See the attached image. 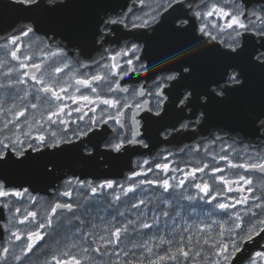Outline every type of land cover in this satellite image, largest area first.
Returning <instances> with one entry per match:
<instances>
[{
    "label": "snow or ice",
    "instance_id": "obj_1",
    "mask_svg": "<svg viewBox=\"0 0 264 264\" xmlns=\"http://www.w3.org/2000/svg\"><path fill=\"white\" fill-rule=\"evenodd\" d=\"M67 2L0 4V264H264V115L249 135L207 111L264 69V0H124L88 42L42 18ZM162 30L189 39L155 64ZM193 46L218 74L177 91ZM65 153L127 163L76 172Z\"/></svg>",
    "mask_w": 264,
    "mask_h": 264
},
{
    "label": "flooded vegetation",
    "instance_id": "obj_2",
    "mask_svg": "<svg viewBox=\"0 0 264 264\" xmlns=\"http://www.w3.org/2000/svg\"><path fill=\"white\" fill-rule=\"evenodd\" d=\"M108 2L109 0H68L67 6L60 8L57 12L53 13L45 7L41 15L46 20L63 22L68 26L70 24L81 25L85 22L86 38L78 40L88 42L90 39V26L95 18L101 12L108 11L109 7L112 10L118 9L117 0L114 3L110 1L111 4H108ZM119 2L122 4V0H119ZM148 2L151 4L153 0H148ZM2 3L3 0H0V4ZM4 11L7 10H0V14ZM2 18L5 19V17ZM68 34L70 35L69 32ZM148 39L151 41L148 55L153 63L160 64L162 62V54L167 49L183 44L189 37L178 36L168 30H162L155 38L148 37ZM180 59L192 60V74L190 77L182 78L179 85L176 86L177 91L184 88L196 89L197 91L202 89L203 85L218 74V68L221 63L220 58L216 54H203V50L196 46H193L192 50L187 55L181 56ZM160 71L163 73L164 69L162 68ZM262 73L263 69L246 68L244 88L230 92L224 101L210 103L207 110L209 113L208 125L224 127L236 132L233 123L237 118L242 120L243 113L238 115L233 114V109H248L251 106L256 108L262 107L264 102H259L261 97H264L262 93V83L264 82ZM150 75H157V73L153 72ZM132 159H135V157Z\"/></svg>",
    "mask_w": 264,
    "mask_h": 264
},
{
    "label": "water",
    "instance_id": "obj_3",
    "mask_svg": "<svg viewBox=\"0 0 264 264\" xmlns=\"http://www.w3.org/2000/svg\"><path fill=\"white\" fill-rule=\"evenodd\" d=\"M112 1L114 3L115 0H109L108 4H111ZM118 7L121 5L119 0ZM124 0H122V3ZM112 10L110 7L108 11ZM15 13L11 12L10 10L4 11L0 14V18L5 17L8 21H11L15 18ZM4 19V18H3ZM86 27L85 22L83 24H70L68 26L69 33L75 39H85L86 38ZM262 77L264 79V69L262 73ZM262 93L264 95V82L262 83ZM264 102V97H261L259 102ZM233 114L236 115L242 114L243 119L239 120L238 118L234 121L233 125L235 127L236 132L241 134H252L254 131V123H253V116L264 115V103L262 107L256 108L254 106L249 107L248 109H240L235 108L232 110ZM59 164L62 169H71L76 172H84V173H91V174H103L105 172H111L112 174L118 173L121 168H123L127 163V158H122L120 160L114 159H106L102 164L97 162L96 160H82L79 159L78 156L74 153H65L58 158ZM103 164H107L108 167L104 168ZM32 175L35 177L36 173L33 171ZM39 182L41 184H46L48 182L47 178L39 177Z\"/></svg>",
    "mask_w": 264,
    "mask_h": 264
},
{
    "label": "trees",
    "instance_id": "obj_4",
    "mask_svg": "<svg viewBox=\"0 0 264 264\" xmlns=\"http://www.w3.org/2000/svg\"><path fill=\"white\" fill-rule=\"evenodd\" d=\"M40 255V253H37V257ZM37 257H33L32 263H38Z\"/></svg>",
    "mask_w": 264,
    "mask_h": 264
}]
</instances>
